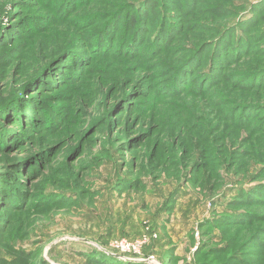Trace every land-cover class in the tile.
Listing matches in <instances>:
<instances>
[{"label":"rangeland","instance_id":"374dc122","mask_svg":"<svg viewBox=\"0 0 264 264\" xmlns=\"http://www.w3.org/2000/svg\"><path fill=\"white\" fill-rule=\"evenodd\" d=\"M124 240L264 264V0H0V264Z\"/></svg>","mask_w":264,"mask_h":264},{"label":"built area","instance_id":"2783aa9c","mask_svg":"<svg viewBox=\"0 0 264 264\" xmlns=\"http://www.w3.org/2000/svg\"><path fill=\"white\" fill-rule=\"evenodd\" d=\"M154 237H157L156 235ZM143 239H146V237H143ZM146 241H143L142 243H131L128 241H121V242H115V244L112 246V248L103 249L107 256L114 257L118 259L119 261L123 262V264H140V263H147L150 264L154 262V258H142L140 257L141 250L143 248V245ZM111 250V251H109ZM116 256H120L117 258ZM150 262V263H149Z\"/></svg>","mask_w":264,"mask_h":264},{"label":"trees","instance_id":"16d2710c","mask_svg":"<svg viewBox=\"0 0 264 264\" xmlns=\"http://www.w3.org/2000/svg\"><path fill=\"white\" fill-rule=\"evenodd\" d=\"M139 6V5H138ZM140 7V6H139ZM105 256V255H104ZM107 256V255H106ZM108 258H111V259H116V258H114V257H110V256H107ZM116 262L118 263L119 261L116 259ZM117 263H115V264H117Z\"/></svg>","mask_w":264,"mask_h":264},{"label":"crops","instance_id":"0c3cea01","mask_svg":"<svg viewBox=\"0 0 264 264\" xmlns=\"http://www.w3.org/2000/svg\"><path fill=\"white\" fill-rule=\"evenodd\" d=\"M118 260V259H117ZM119 261V260H118ZM117 264H123V262L119 261ZM140 264H147V263H140Z\"/></svg>","mask_w":264,"mask_h":264},{"label":"water","instance_id":"95a60500","mask_svg":"<svg viewBox=\"0 0 264 264\" xmlns=\"http://www.w3.org/2000/svg\"><path fill=\"white\" fill-rule=\"evenodd\" d=\"M117 258H119L120 256H116ZM121 258V257H120Z\"/></svg>","mask_w":264,"mask_h":264}]
</instances>
